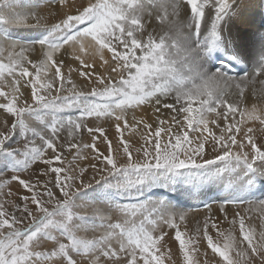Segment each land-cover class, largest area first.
Listing matches in <instances>:
<instances>
[{"label": "snow or ice", "instance_id": "6c2138e0", "mask_svg": "<svg viewBox=\"0 0 264 264\" xmlns=\"http://www.w3.org/2000/svg\"><path fill=\"white\" fill-rule=\"evenodd\" d=\"M18 7L0 0V264H264V20L247 19L252 0ZM177 188L220 193L203 205L202 237L168 198Z\"/></svg>", "mask_w": 264, "mask_h": 264}, {"label": "bare ground", "instance_id": "6f19581e", "mask_svg": "<svg viewBox=\"0 0 264 264\" xmlns=\"http://www.w3.org/2000/svg\"><path fill=\"white\" fill-rule=\"evenodd\" d=\"M31 2V0H18V4H19V7L16 9L17 11H23L25 10L26 8V5L29 4ZM49 9H47L46 7L45 8H41V9H38V11L41 13V14H46L48 12ZM261 10L263 11V13L261 12ZM262 14H264V0H252V8L251 10L246 14V17L247 19L253 21L255 24H259L264 18L262 16ZM27 34V33H26ZM73 79L76 83L78 84H81L83 85L84 84V81L76 74V73H73ZM148 112V115H147V119L152 122V113H151V109H148L147 110ZM139 115H143V113H139ZM104 127H107V131H108V134L109 136L114 139L116 138V133H115V129L113 126H111L110 124H103ZM257 135H259V133H257ZM89 139V137L85 138L84 141H87ZM103 147V146H101ZM68 152H65V156L67 155ZM37 167H42V166H37ZM29 174L31 175V172L30 173H26L27 176H29ZM24 175V174H23ZM91 176V171H89L88 175L85 177V179L87 180L88 177ZM26 177V176H25ZM28 178V177H27ZM13 186L15 187L16 184H13ZM17 189V187H16ZM205 195H212V198L215 197V196H218L220 195L219 192L215 191V190H210V191H205L204 192ZM175 195V194H174ZM176 195L182 200V197L185 198V199H190L192 200V196H188L184 193L183 189L181 188H177L176 189ZM175 195V196H176ZM195 200H200L202 199V195L199 194V195H196V196H193ZM179 199V200H180ZM210 199V198H209ZM211 201L209 203H212V199H210ZM183 201V200H182ZM181 202V201H180ZM203 202V201H202ZM184 206V205H183ZM212 207H216L215 204L212 205ZM216 210V209H215ZM200 212V211H199ZM197 213V212H196ZM216 213V212H215ZM192 214V213H190ZM217 218H219V213L217 214ZM188 224L191 223L190 222V219L186 221ZM199 223V222H198ZM221 225H225L226 228H228L229 226L225 223V224H221ZM219 225V226H221ZM188 228V231L189 233H192L194 232V229H191V224L189 225H186ZM198 226V225H197ZM166 230V229H165ZM184 230V228L182 229ZM193 230V231H192ZM167 231V230H166ZM212 233V231L210 232ZM214 235L216 236V233L213 231ZM166 242L168 243L169 247L172 248V250L174 252L178 251V245L174 242V240H172L171 238H166ZM201 245H200V249L201 250H204L207 246L205 245V241H203L201 239L200 241ZM209 255H211V252L209 250Z\"/></svg>", "mask_w": 264, "mask_h": 264}, {"label": "rangeland", "instance_id": "374dc122", "mask_svg": "<svg viewBox=\"0 0 264 264\" xmlns=\"http://www.w3.org/2000/svg\"><path fill=\"white\" fill-rule=\"evenodd\" d=\"M261 12L263 13L262 10H261ZM262 16L264 18V14H262ZM105 128L107 130V127H105ZM107 135L109 136L108 131H107ZM87 137H89V136L85 133L84 134V137H83V142H90V137H89V139L87 141H84V139L87 138ZM109 138L112 139L110 136H109ZM112 140H115V138L112 139ZM101 146H103V145H101ZM101 148H103V147H101ZM66 157H67L68 160H71L72 153H67ZM23 177L24 178H27L28 176L26 174H24ZM13 184H15V183H13ZM13 184L11 185L12 191H18V188L16 189L17 186L14 187ZM5 191H7V189H5ZM174 194L176 195V189L175 190H168L167 191L168 198L170 200H172L177 205V210H185V211H188L189 212L188 217H187V220L190 219V222L191 223H189V224H191V229H194V231H195V229L197 228V225H198L200 227V229H201V237H202V233H203V221H204L205 216L208 215V211H207V209H205L203 207V205H204V203H209L211 201L210 199H212V195L213 194L207 196L203 192V193H200L202 195V199H200V200H195L194 197L192 196V200L185 199V198L182 197V200L183 201L177 195L175 196ZM215 209H216V207H213L212 215L217 217L218 211H217V209L216 210ZM190 213H192V214H190ZM257 223H258V221H257ZM189 224L186 222V225H189ZM219 225H221V224H219ZM219 225H218V227H220L222 229H226V226L225 225H221V226H219ZM183 228H185V225L182 224L181 225V230ZM210 232H211V229H210ZM210 234L215 238V235H214L213 231ZM200 245H201V243H200ZM205 245H206V241H205ZM201 251H203V250H201Z\"/></svg>", "mask_w": 264, "mask_h": 264}]
</instances>
